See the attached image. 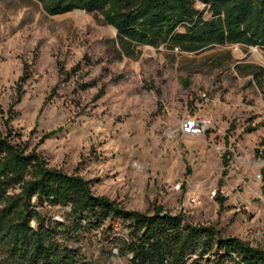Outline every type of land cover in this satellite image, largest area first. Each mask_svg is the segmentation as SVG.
Listing matches in <instances>:
<instances>
[{
  "label": "rangeland",
  "instance_id": "obj_1",
  "mask_svg": "<svg viewBox=\"0 0 264 264\" xmlns=\"http://www.w3.org/2000/svg\"><path fill=\"white\" fill-rule=\"evenodd\" d=\"M196 8L211 17L201 2ZM132 52L99 13L49 16L36 0H0V135L12 129L49 167L127 209L161 207L264 248V75L254 81L264 52ZM204 116L213 121L205 134L183 132L185 119ZM41 212L64 222L69 208ZM125 235L116 225L107 239L94 231L67 245L96 264H130L112 241Z\"/></svg>",
  "mask_w": 264,
  "mask_h": 264
},
{
  "label": "trees",
  "instance_id": "obj_2",
  "mask_svg": "<svg viewBox=\"0 0 264 264\" xmlns=\"http://www.w3.org/2000/svg\"><path fill=\"white\" fill-rule=\"evenodd\" d=\"M36 1L49 16L76 10L101 14L128 56L137 46L198 53L239 45L264 52V0ZM197 1L207 7L209 19L196 8ZM263 75L261 69L254 81L261 84ZM29 77L26 66L20 82ZM22 95L21 84L18 101ZM16 115L10 111L5 127ZM54 134L44 135L41 143ZM13 137L12 129L0 135V264H96L67 242L94 231L107 239L116 225L126 235L112 241L122 256L131 254L130 264H264V248L223 236L214 227L195 225L161 207L153 213L130 210L94 194L90 181L49 167L36 149L28 151L27 142ZM56 206L69 208L64 222L41 212Z\"/></svg>",
  "mask_w": 264,
  "mask_h": 264
},
{
  "label": "built area",
  "instance_id": "obj_3",
  "mask_svg": "<svg viewBox=\"0 0 264 264\" xmlns=\"http://www.w3.org/2000/svg\"><path fill=\"white\" fill-rule=\"evenodd\" d=\"M175 51H179L178 48H175ZM212 127H213L212 119L205 116L188 118L185 119L181 124V128L184 133L194 136L203 135Z\"/></svg>",
  "mask_w": 264,
  "mask_h": 264
},
{
  "label": "bare ground",
  "instance_id": "obj_4",
  "mask_svg": "<svg viewBox=\"0 0 264 264\" xmlns=\"http://www.w3.org/2000/svg\"><path fill=\"white\" fill-rule=\"evenodd\" d=\"M256 55L258 56V52H256Z\"/></svg>",
  "mask_w": 264,
  "mask_h": 264
}]
</instances>
